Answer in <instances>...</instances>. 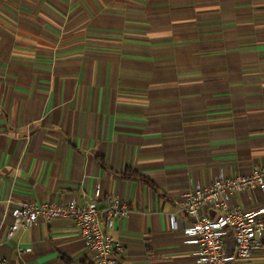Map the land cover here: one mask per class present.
Wrapping results in <instances>:
<instances>
[{
	"label": "crops",
	"instance_id": "1",
	"mask_svg": "<svg viewBox=\"0 0 264 264\" xmlns=\"http://www.w3.org/2000/svg\"><path fill=\"white\" fill-rule=\"evenodd\" d=\"M257 168L264 0H0V258L9 264H97L70 220L39 219L8 241L20 203L103 209L115 199L129 214L101 226L120 247L116 264H202L179 207L196 188ZM128 170L148 183L125 179ZM227 204L253 216L264 191ZM224 249L234 252L230 231ZM235 264H264V235Z\"/></svg>",
	"mask_w": 264,
	"mask_h": 264
},
{
	"label": "built area",
	"instance_id": "2",
	"mask_svg": "<svg viewBox=\"0 0 264 264\" xmlns=\"http://www.w3.org/2000/svg\"><path fill=\"white\" fill-rule=\"evenodd\" d=\"M256 189L264 191V168L254 169L247 176L220 177L210 185L198 187L186 195L178 212L191 220L186 234L191 237L189 243L197 245V255L202 264H235L250 257L256 236L264 235V208L252 216L239 208L230 210L227 198L235 193ZM202 210L223 211V214L211 218L204 216ZM128 214L129 209L117 199L109 201L103 209L98 208L96 202L20 203L13 211L14 221L7 239L12 241L22 227L32 225L39 219L70 220L79 227L88 252L97 264H116L113 253L120 247L102 229L101 218L106 217L111 227L112 220L125 218ZM229 231L233 234L234 243L231 254L224 249V236ZM30 251L29 248L18 249L20 254ZM0 264L9 263L0 258Z\"/></svg>",
	"mask_w": 264,
	"mask_h": 264
},
{
	"label": "trees",
	"instance_id": "3",
	"mask_svg": "<svg viewBox=\"0 0 264 264\" xmlns=\"http://www.w3.org/2000/svg\"><path fill=\"white\" fill-rule=\"evenodd\" d=\"M125 179H127V180H136V179H138V180L144 181L145 183H148V181L146 179L142 178L141 176L137 175L135 172L130 171V170H128L126 172ZM82 264H93V263H90L88 261H84Z\"/></svg>",
	"mask_w": 264,
	"mask_h": 264
}]
</instances>
